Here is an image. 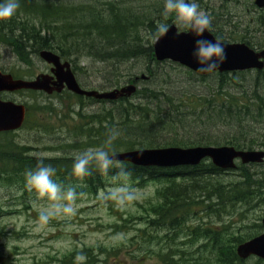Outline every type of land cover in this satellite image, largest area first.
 Instances as JSON below:
<instances>
[{
  "label": "trees",
  "instance_id": "obj_1",
  "mask_svg": "<svg viewBox=\"0 0 264 264\" xmlns=\"http://www.w3.org/2000/svg\"><path fill=\"white\" fill-rule=\"evenodd\" d=\"M156 3L154 0H19L17 14L10 21L0 22V43L11 48L18 60L19 67L9 74L15 79H33V57L40 60V52L50 50L72 64L76 77L78 71L86 69L80 67L84 60L98 64L106 81L104 89L139 85L142 81L150 85L155 82L159 67L167 62L157 61L154 55L157 23L176 25L181 32L188 29L177 25L173 16L165 19L164 7ZM251 7L256 8L254 4ZM254 9L260 13L258 25L264 28V10ZM213 13L217 19H223L225 27L231 24L229 12L214 10ZM213 22L211 32L221 42H242L253 49H264V30L260 38L251 24L243 32L226 33L221 21ZM185 69L188 76L206 85L205 95L190 90L167 92L156 84L143 86L130 98L117 101H99L69 93L78 100L74 105L79 120L73 131L75 141L48 148L64 155L41 156L45 164L56 169L53 179L65 187H76L78 193L98 197L107 189L114 170L101 174L93 167L92 175L81 180L72 174L74 155L69 152L104 145L113 128L119 136L110 155L112 151L167 147L227 145L239 150L264 147V70L200 75ZM142 75L146 79H141ZM25 92L32 97L45 96L35 91L18 93ZM93 103L102 106L95 112L84 113ZM25 105V125L31 109L53 114V109L45 105ZM220 126L225 129L224 134H213L212 130ZM196 128L200 131L190 135L189 130ZM14 135L0 133V183L28 195L24 174L35 169L39 156H33L32 147L21 145ZM125 164L132 173L128 181L132 186L145 188L151 183L158 184L153 200L138 203L141 209L138 215L120 214V220L112 225L117 231L135 230L136 238H132L130 246H136L133 253H143L141 262L146 252L159 264H247V260L255 258L240 259L237 247L263 230L262 218L257 219L261 222L251 224L250 215L264 206V162L256 165L239 162L230 171L217 168L209 159L195 167ZM110 210L119 214L113 208ZM236 218L240 219V226L234 222ZM245 229L248 233L243 235ZM98 251L117 254L115 249L110 253L104 248ZM94 252L95 249L84 248L64 255L58 262L74 264L76 254L83 253L87 257L85 264H97L100 259ZM133 253L131 257L138 260ZM253 260L264 264L261 259ZM0 264L14 263L0 259Z\"/></svg>",
  "mask_w": 264,
  "mask_h": 264
},
{
  "label": "rangeland",
  "instance_id": "obj_2",
  "mask_svg": "<svg viewBox=\"0 0 264 264\" xmlns=\"http://www.w3.org/2000/svg\"><path fill=\"white\" fill-rule=\"evenodd\" d=\"M154 2H157L158 7H164L165 0H154ZM196 2L202 10L212 17L213 21H221L222 25L224 23V21L222 22L223 19H217L213 16V11L219 10L222 13H230L231 24H228L227 27L223 25L226 33H230L232 30L238 33L243 32L251 24L256 37L260 38L263 34L264 28L258 25L260 21H257L260 13L252 11L254 9L251 7V4H254L253 0H227L226 2H223V0H196ZM253 21H257V24ZM213 23L218 27L221 26L219 22ZM233 25H236L237 28H234ZM256 50L262 49L256 47ZM33 61L35 63L33 69L35 77L42 73L50 74V65L34 57ZM162 64L159 67L155 82L149 85L142 81L137 87L141 88L156 84L158 87L167 89V92L190 90L197 95H205L207 93L206 85H202L201 82L194 80L195 77L188 76L185 68L169 61ZM16 67L19 66L15 54L11 48L0 43V70L3 73H9ZM80 67L86 68L83 72L78 71L77 73V78L81 82L83 87L80 86L83 89L95 91H111L115 89H104L106 81L99 71L100 66L98 64L84 60L80 64ZM44 95L32 97L26 92L1 94L4 100H12L30 106L38 103L39 105H45L53 109L51 116H49L48 112L40 114L31 109L27 125L16 132L14 139L21 145L31 146L33 149L31 154L33 156H61L65 153L49 150L48 148L75 141L73 131L79 125V120H77L78 118L75 114L77 107L75 108L74 105L78 104V100L70 96L67 91ZM101 106L98 103L88 105L84 113L95 112ZM195 131H200V128L189 130L190 135H193ZM212 131H214L213 134L222 135L225 129L220 126ZM254 150H264V147H256ZM76 152L80 151L75 150L69 153L75 155ZM115 183L110 178L107 181V189L115 186ZM156 187H158L157 183H151L145 188L135 187L139 190V198L125 209L116 207L112 201L106 203V201L100 199V195L96 198L95 196L83 194L78 197L76 215L58 217L51 220L48 225H42L37 223V221L39 213L47 207L48 201L39 197L35 191H30V194L25 195L16 187L0 183V259L5 261L10 260L14 264H62L58 261L64 255L80 251L84 248H90L95 249L94 254L97 253L99 259L103 256V259H100L97 264H159L158 260L148 256L147 252L146 255L144 254L146 258L142 262L139 259H142L143 253H133V250L136 248V246H130L132 245V238H136L133 228L126 231H123V229L117 231L112 227L115 222L120 220V214L122 216L131 213L138 215L141 210L138 207V203L144 204L146 200H153ZM110 208L118 211L119 214L112 213ZM259 217L264 218V206L258 208L250 215L251 224L261 222L257 220ZM234 222L238 226L241 225L238 218L234 219ZM245 223L248 222L245 221ZM247 231L245 229L241 233L244 235L248 233ZM133 245H136V243L134 242ZM99 248L107 249L108 253L115 249L117 254H103L98 251ZM132 253L138 257V260H134L131 257ZM253 259L255 258L247 260V264H256Z\"/></svg>",
  "mask_w": 264,
  "mask_h": 264
},
{
  "label": "water",
  "instance_id": "obj_3",
  "mask_svg": "<svg viewBox=\"0 0 264 264\" xmlns=\"http://www.w3.org/2000/svg\"><path fill=\"white\" fill-rule=\"evenodd\" d=\"M254 4L257 8L264 9V0H254ZM197 39L215 40L216 38L210 31H205L203 37H197L189 29L179 32L176 25H171L167 34L157 38L154 43L155 58L159 62L171 61L194 73L208 75L210 73L199 71L202 66L197 63L193 55ZM221 43L225 48L227 59L214 72L232 73L264 69V49L255 50L245 43ZM39 57L51 66L50 74L42 73L34 79L25 80L14 79L11 74L0 70V93L24 90L52 95L67 90L75 95L99 101H117L121 98H130L138 89L135 83H131L111 91L85 90L80 86L70 62H63L58 54L50 50L41 51ZM141 79H146V76L142 75ZM138 80L137 78L136 81ZM26 113L24 104L0 98V133L20 130L25 123ZM115 154L116 158L123 162L157 168L195 167L209 159L217 168L230 171L236 168L238 162L243 165L264 162V150H239L227 145L142 149ZM262 226L263 232L259 236L237 247L240 259L255 257L264 261V218Z\"/></svg>",
  "mask_w": 264,
  "mask_h": 264
},
{
  "label": "clouds",
  "instance_id": "obj_4",
  "mask_svg": "<svg viewBox=\"0 0 264 264\" xmlns=\"http://www.w3.org/2000/svg\"><path fill=\"white\" fill-rule=\"evenodd\" d=\"M20 8L19 0H2L0 2V22L10 21ZM163 16L167 19L173 16L179 26L191 30L197 37H203L205 31L212 27V17L200 8L196 0H165ZM169 31L167 23L158 22L156 25V37H162ZM197 63L202 67L199 71L212 73L218 70L227 59L226 51L219 38L215 40L197 39L193 52ZM119 132L113 128L108 132V138L104 145L89 147L84 151L76 152L72 174L83 180L92 175L93 167L101 174H108L114 170L113 180L115 186L100 192V199L112 201L121 209L131 206L139 198V190L132 187L128 181L132 173L126 167L125 162L116 158V154L110 150L113 142L118 138ZM38 163L35 169L25 171L26 186L30 191L48 201L38 217L37 223L48 225L51 220L58 217H70L77 213V200L83 193H78L76 187L57 183L53 177L56 169L50 164H45L43 158L37 157ZM103 259V256L100 257ZM87 257L83 253H77L74 264H85Z\"/></svg>",
  "mask_w": 264,
  "mask_h": 264
},
{
  "label": "bare ground",
  "instance_id": "obj_5",
  "mask_svg": "<svg viewBox=\"0 0 264 264\" xmlns=\"http://www.w3.org/2000/svg\"><path fill=\"white\" fill-rule=\"evenodd\" d=\"M259 9V8H258ZM260 10H264V9H260ZM178 28V27H177ZM179 29V28H178ZM180 32V31H179ZM214 35V34H213ZM215 37V36H214ZM159 38V37H158ZM216 38V37H215ZM227 43V42H226ZM264 70V69H263ZM238 72H240V71H238ZM137 85V84H136ZM21 92H23V91H21ZM33 92V91H32ZM224 146V145H223ZM256 165V164H255Z\"/></svg>",
  "mask_w": 264,
  "mask_h": 264
},
{
  "label": "flooded vegetation",
  "instance_id": "obj_6",
  "mask_svg": "<svg viewBox=\"0 0 264 264\" xmlns=\"http://www.w3.org/2000/svg\"><path fill=\"white\" fill-rule=\"evenodd\" d=\"M64 61V60H63ZM72 65V64H71ZM50 71H51V69H50ZM16 134V133H15ZM96 198H98V197H96ZM29 207V206H28Z\"/></svg>",
  "mask_w": 264,
  "mask_h": 264
}]
</instances>
